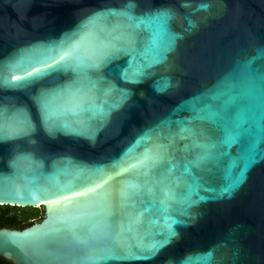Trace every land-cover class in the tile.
Returning a JSON list of instances; mask_svg holds the SVG:
<instances>
[{
	"label": "water",
	"instance_id": "1",
	"mask_svg": "<svg viewBox=\"0 0 264 264\" xmlns=\"http://www.w3.org/2000/svg\"><path fill=\"white\" fill-rule=\"evenodd\" d=\"M106 10H170L177 38ZM69 42L97 66L57 65ZM77 80L92 111L60 91ZM3 128L0 206L45 217L0 229L1 260L264 264V0H0Z\"/></svg>",
	"mask_w": 264,
	"mask_h": 264
},
{
	"label": "snow or ice",
	"instance_id": "2",
	"mask_svg": "<svg viewBox=\"0 0 264 264\" xmlns=\"http://www.w3.org/2000/svg\"><path fill=\"white\" fill-rule=\"evenodd\" d=\"M129 9L132 7L131 4H129ZM107 13L112 14V15H126L128 16L132 21L136 23V26L139 27L140 25H144L146 27H151L155 25L156 27L159 28V30L164 33L169 41H173L177 37L171 32V26H170V21L172 20L173 16L170 10H160L155 13L149 14L147 17H137L134 15H131L128 11L126 10H121L120 12H116L113 10H106ZM104 13H100L97 15H103ZM54 50L56 51H61L63 50V54L60 55V60L55 61L57 65H59L61 68L67 67L72 70H77L80 69L81 72L87 67H96L97 65H92V64H85L84 61L76 54V47L72 45L70 42L65 45L63 44H58L54 46ZM61 61L63 63H61ZM52 64H46L45 68L50 69L52 68ZM46 70L41 69V68H36L35 69V78H39V76L45 75ZM32 73H29L28 76H32ZM22 79H26L22 78ZM170 85L166 82L163 87L158 88V90H165L167 87ZM61 93L66 94L68 98V102L76 109H84L85 111H92V105L89 99V93L92 91H99L103 93L102 88H96V85L93 82H89L87 86H85L80 80H77L73 82L72 85L66 86L65 88L60 90ZM49 96L48 92H44L41 94V96L38 98V103L40 104L41 111L42 112H47L49 111V105L47 103V97ZM99 108V106H97ZM102 110V109H101ZM217 113H210L207 117V119L211 122L212 120L217 118ZM198 119L200 118L199 116L197 117ZM63 128H67V124L61 125ZM51 130V129H50ZM12 131H17L18 133L21 130H14L11 128H3L0 129V141L5 140L10 138L9 133ZM236 139V135L234 133H229L226 138H225V143H231ZM251 151L254 153L255 152V145L252 146ZM207 159V153H204L201 155L198 161H196V165L198 166L200 161L206 160ZM22 163H27L29 165H37L39 162L36 161L31 154H21L18 156L13 162V166H19ZM106 182V181H105ZM227 190V189H226ZM197 189L195 186L193 187L192 191L189 194V199L192 194H195ZM189 206L191 204L189 203ZM174 223H179V221H173ZM170 231V236L164 241V243L170 242L171 235H174L175 233L171 231V228L169 227ZM163 247V243L154 245L152 248V251L149 253V256L154 255L156 252L160 250V248ZM118 251V249H116ZM212 258H213V253L208 252L205 255L204 258V264H212Z\"/></svg>",
	"mask_w": 264,
	"mask_h": 264
},
{
	"label": "trees",
	"instance_id": "3",
	"mask_svg": "<svg viewBox=\"0 0 264 264\" xmlns=\"http://www.w3.org/2000/svg\"><path fill=\"white\" fill-rule=\"evenodd\" d=\"M45 217L43 208L0 206V229L24 230ZM0 264H9L0 259Z\"/></svg>",
	"mask_w": 264,
	"mask_h": 264
}]
</instances>
